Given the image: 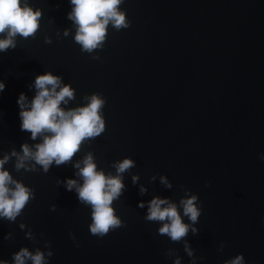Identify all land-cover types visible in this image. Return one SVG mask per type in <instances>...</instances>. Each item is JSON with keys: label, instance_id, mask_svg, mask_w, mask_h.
I'll return each instance as SVG.
<instances>
[{"label": "water", "instance_id": "95a60500", "mask_svg": "<svg viewBox=\"0 0 264 264\" xmlns=\"http://www.w3.org/2000/svg\"><path fill=\"white\" fill-rule=\"evenodd\" d=\"M29 2L43 11L39 32L18 37L16 49L0 53L6 85L0 156L39 142L21 131L17 101L21 93L32 99L29 85L51 71L76 89L66 107L86 103L83 97L94 92L106 99V131L75 159L92 151L98 167L113 174L115 160L130 156L137 163L114 202L124 226L99 237L90 233L91 208L56 183L76 178L72 165L18 173L13 158L5 167L33 187L35 199L15 222L0 219V259L11 264L21 247L35 251L50 241L54 254L47 264H174L170 248L181 264H190L183 242L158 235L160 224L146 221L147 208L137 206L156 195L178 203L190 189L202 208L199 234L187 237L203 257L196 264H224L240 253L245 264H264V0H124L130 27L109 26L104 48L93 54L74 42L70 0ZM64 29H71L69 36ZM137 173L140 181L133 185ZM161 175L171 189L160 183ZM139 184L147 194H140ZM29 229L35 242L25 238ZM9 232L13 238L5 239Z\"/></svg>", "mask_w": 264, "mask_h": 264}, {"label": "clouds", "instance_id": "9594fccd", "mask_svg": "<svg viewBox=\"0 0 264 264\" xmlns=\"http://www.w3.org/2000/svg\"><path fill=\"white\" fill-rule=\"evenodd\" d=\"M124 0H70L71 11L67 18L75 28L74 42L82 52L93 54L103 49L108 38L109 26L116 31L130 27V21L125 10L121 8ZM43 11L34 8L29 0H0V53L16 49L18 37L22 39L35 38L41 27ZM71 29H64L67 37ZM59 35V33H58ZM46 44L52 43L51 36H45ZM93 59H100L99 55ZM5 83L0 80V93L5 89ZM35 89V95L29 99L25 93L18 98L20 108L21 131L29 132L34 144L24 143L20 150L15 147L10 152L0 156V219L15 222L23 215L25 208L35 199V190L16 178L12 171L5 167L12 163L16 172L48 173L55 165H72L76 170V178L58 179L57 185H63L67 191H74L80 204L91 208L90 233L103 237L110 231L124 226V221L117 215L114 202L119 200L126 190L124 175L136 167L132 157H125L112 162L115 174L98 167L95 154L88 151L81 159H75L85 143H90L106 131V119L103 109L106 99L98 92L85 95L86 101L75 107H66L76 99V89L71 83H65L63 77L51 71L36 76L34 83L29 85ZM260 158L264 160V153ZM132 183L140 181V175H132ZM156 176L151 177L154 182ZM160 183L171 189L172 182L167 175L159 177ZM82 181V182H81ZM211 182H208L210 185ZM206 185V186H208ZM139 192L143 196L148 188L139 184ZM198 194L185 189V194L177 203L170 197L154 196L149 201H140L138 207L147 208L144 219L158 223V235L167 236L173 243L183 242L184 252L191 257L190 264H196L198 259L195 250L188 242L191 232L199 234L197 227L202 213L198 203ZM57 205L51 206L56 211ZM185 218L189 222H185ZM23 230L27 225H19ZM75 239V235L71 234ZM9 232L5 239H12ZM25 238L36 241V236L29 229ZM45 248L37 247L35 251L29 247H21L12 254L11 264H47L53 256L51 242L45 241ZM225 243L219 245L223 251ZM46 249V251H45ZM177 250L170 248L167 256L175 255L174 264H181ZM0 264H10L8 260L0 259ZM224 264H245L243 253L224 261Z\"/></svg>", "mask_w": 264, "mask_h": 264}]
</instances>
